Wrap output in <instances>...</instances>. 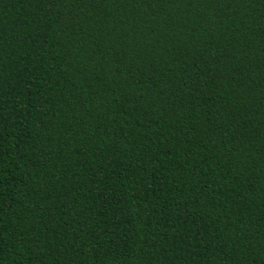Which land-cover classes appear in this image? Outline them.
<instances>
[{"label":"trees","instance_id":"16d2710c","mask_svg":"<svg viewBox=\"0 0 264 264\" xmlns=\"http://www.w3.org/2000/svg\"><path fill=\"white\" fill-rule=\"evenodd\" d=\"M0 264H264V0H0Z\"/></svg>","mask_w":264,"mask_h":264}]
</instances>
